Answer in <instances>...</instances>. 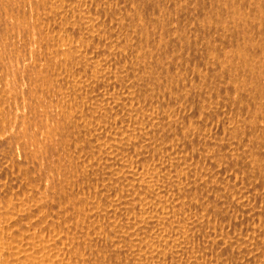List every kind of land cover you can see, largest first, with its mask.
<instances>
[{
  "label": "bare ground",
  "instance_id": "bare-ground-1",
  "mask_svg": "<svg viewBox=\"0 0 264 264\" xmlns=\"http://www.w3.org/2000/svg\"><path fill=\"white\" fill-rule=\"evenodd\" d=\"M0 264H264V0H0Z\"/></svg>",
  "mask_w": 264,
  "mask_h": 264
}]
</instances>
